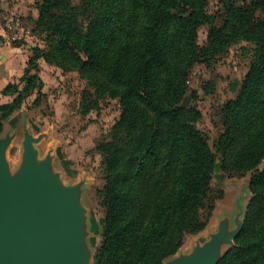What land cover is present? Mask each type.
Instances as JSON below:
<instances>
[{
  "label": "trees",
  "instance_id": "trees-1",
  "mask_svg": "<svg viewBox=\"0 0 264 264\" xmlns=\"http://www.w3.org/2000/svg\"><path fill=\"white\" fill-rule=\"evenodd\" d=\"M35 7L43 45L30 47L22 75L2 89L11 100L0 104V133L31 92L39 96L40 60L79 73L83 115L117 99L119 114L94 147L105 213L94 264H161L174 254L222 196L212 188L217 164L251 172L242 228L217 264H264V0L231 1L220 25L209 0H35ZM243 41L253 44L251 59L238 95L221 106L212 146L198 106L182 105L189 75Z\"/></svg>",
  "mask_w": 264,
  "mask_h": 264
},
{
  "label": "rangeland",
  "instance_id": "rangeland-1",
  "mask_svg": "<svg viewBox=\"0 0 264 264\" xmlns=\"http://www.w3.org/2000/svg\"><path fill=\"white\" fill-rule=\"evenodd\" d=\"M231 1L233 0H209V11L216 17L215 24L222 23L225 6ZM20 4L24 9L22 14L26 15L15 11L10 14L19 16L21 27L26 29L28 34L14 42H20L23 49L25 45L42 46L43 35H37L33 31V18L37 16L35 0H20ZM208 30L209 25H202L198 30L201 46L206 44ZM251 48L253 44L249 42L235 43L222 57L207 63H196L190 72L189 91L185 95L188 97V103L182 105L187 106L192 102L198 106L201 111L198 124L212 146L223 128L221 106L227 99L238 95L251 59ZM39 75L41 79L48 81L43 82L39 96L36 91L31 92L21 108L4 123L2 137L7 140L10 138L3 153L5 164L10 174L25 179V138L39 132L49 134L48 141L42 140L39 143V155H43L47 145L54 146L53 161L50 163L54 170L52 180L55 181L58 176L60 179L57 178V181H62L59 184L62 189H75L85 180L82 185V198L88 209L89 226L84 229L77 227V240L79 241L80 233H87L85 245L89 251L84 264H94L96 251L103 240L105 214L96 195V189L101 187L103 180L100 171L101 158L94 147L118 116L119 104L117 99H108L102 102L100 109L83 115L79 111V103L85 81L77 71L62 72L55 65H39ZM37 96L41 102L34 106L33 101ZM263 166L264 160L260 164V167ZM250 175L251 172L226 173L217 164L212 188L215 195L222 191V196L216 198L205 227L199 232L188 234L178 250L165 258L161 264H188L196 259L200 250L211 241L208 260L210 264H217L224 252L234 245L236 230L243 225L246 205L250 198ZM216 259L218 260L215 262Z\"/></svg>",
  "mask_w": 264,
  "mask_h": 264
},
{
  "label": "water",
  "instance_id": "water-1",
  "mask_svg": "<svg viewBox=\"0 0 264 264\" xmlns=\"http://www.w3.org/2000/svg\"><path fill=\"white\" fill-rule=\"evenodd\" d=\"M184 103H188L187 96ZM41 136L29 135L24 140L23 180L8 172L3 153L10 138H0V264H84L89 251L87 233H80L77 240V227H88L81 201L84 180L75 189L60 188L58 176L52 180L53 154L48 151L41 157L34 146ZM241 228L242 224L237 234ZM211 244L188 264H210Z\"/></svg>",
  "mask_w": 264,
  "mask_h": 264
},
{
  "label": "crops",
  "instance_id": "crops-1",
  "mask_svg": "<svg viewBox=\"0 0 264 264\" xmlns=\"http://www.w3.org/2000/svg\"><path fill=\"white\" fill-rule=\"evenodd\" d=\"M14 11L16 13L20 12V14H22V12H24V9H22V7H21L20 0H0V37H1V41H0V104L8 102L11 100L10 96H6V95L2 94V89L5 87V85L8 82L13 81L14 79H17L22 75L23 70L26 66V61H27L29 55L31 54L30 45H25L26 47H25V49H23V46H21L19 44L20 42L19 43L14 42L13 40H11L8 37V31L6 30V27L4 25L2 15L10 14V13H13ZM33 12H34V10H33ZM22 15H26V14L23 13ZM39 65L41 67L43 65L49 66L43 60L39 61ZM42 81L44 83L48 82L44 78H42ZM7 98H9V99L7 100ZM18 110H16V111H18ZM4 123H5V121H4ZM40 134L42 135L40 140L34 143V146L38 149L39 153H40L39 143L42 140L46 141L48 138H50L49 134L45 135L43 132H39V133L35 134L34 136H39ZM3 135L4 134L2 131L0 133V138ZM53 148H54V146L47 145L45 147V151H44L43 155H41V157L44 156L48 151H51V154H53ZM84 182H85V180H84ZM83 193H84V191H82V194H81L82 204H83V198H82ZM83 206L86 210L87 226H89L88 209L84 204H83Z\"/></svg>",
  "mask_w": 264,
  "mask_h": 264
},
{
  "label": "built area",
  "instance_id": "built-area-1",
  "mask_svg": "<svg viewBox=\"0 0 264 264\" xmlns=\"http://www.w3.org/2000/svg\"><path fill=\"white\" fill-rule=\"evenodd\" d=\"M4 25L8 31V37L13 41H18L28 34L27 30L21 27V20L15 14L2 15Z\"/></svg>",
  "mask_w": 264,
  "mask_h": 264
},
{
  "label": "bare ground",
  "instance_id": "bare-ground-1",
  "mask_svg": "<svg viewBox=\"0 0 264 264\" xmlns=\"http://www.w3.org/2000/svg\"><path fill=\"white\" fill-rule=\"evenodd\" d=\"M200 239V238H199ZM201 240V239H200Z\"/></svg>",
  "mask_w": 264,
  "mask_h": 264
}]
</instances>
